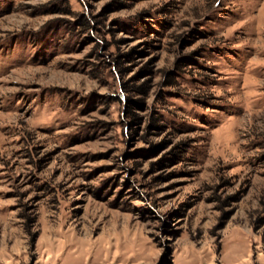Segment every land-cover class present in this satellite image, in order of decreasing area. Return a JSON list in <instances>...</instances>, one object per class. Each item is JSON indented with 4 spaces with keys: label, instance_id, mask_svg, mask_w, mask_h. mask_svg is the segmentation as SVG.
I'll use <instances>...</instances> for the list:
<instances>
[{
    "label": "rangeland",
    "instance_id": "rangeland-1",
    "mask_svg": "<svg viewBox=\"0 0 264 264\" xmlns=\"http://www.w3.org/2000/svg\"><path fill=\"white\" fill-rule=\"evenodd\" d=\"M0 264H264V0H0Z\"/></svg>",
    "mask_w": 264,
    "mask_h": 264
}]
</instances>
